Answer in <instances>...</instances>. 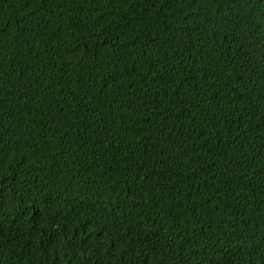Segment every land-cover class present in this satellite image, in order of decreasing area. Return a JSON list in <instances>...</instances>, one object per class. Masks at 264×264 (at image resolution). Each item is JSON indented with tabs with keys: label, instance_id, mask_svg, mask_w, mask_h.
I'll list each match as a JSON object with an SVG mask.
<instances>
[{
	"label": "trees",
	"instance_id": "1",
	"mask_svg": "<svg viewBox=\"0 0 264 264\" xmlns=\"http://www.w3.org/2000/svg\"><path fill=\"white\" fill-rule=\"evenodd\" d=\"M0 264H264V0H0Z\"/></svg>",
	"mask_w": 264,
	"mask_h": 264
}]
</instances>
